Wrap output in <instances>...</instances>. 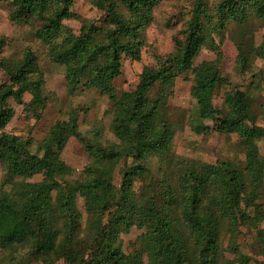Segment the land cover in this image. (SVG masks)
<instances>
[{
	"label": "trees",
	"instance_id": "trees-1",
	"mask_svg": "<svg viewBox=\"0 0 264 264\" xmlns=\"http://www.w3.org/2000/svg\"><path fill=\"white\" fill-rule=\"evenodd\" d=\"M160 1L95 0V6L104 11L105 25L85 24L79 35L63 24L65 19L78 17L70 10L72 0H14L12 19L32 18L40 23L36 36L49 47L50 58L64 66L70 95L96 88L112 101L113 131L119 143L89 144L97 161L114 164L121 156L145 159L167 152L172 125L161 113L165 105L162 95L151 94L158 87L167 91L182 73L193 69L198 80L192 95L201 118L216 121L217 132L237 134L247 142L250 182L256 185L263 177L264 158L258 147L248 142L261 138L263 130L248 124V106L239 92L228 95L227 114L220 116L213 99L225 78L217 61L193 66L203 49L218 51L215 32L221 35L231 22L243 27L253 17L264 19V0H223L212 14L208 0H199L183 36L174 39V51L158 57L156 67L146 66L134 90L118 95L113 81L122 72V55L141 59L145 29ZM124 7L127 14L122 11ZM243 46H238L239 62L246 68L249 53ZM250 52L264 58V41ZM6 68L12 84L0 86V162L15 182L55 172L62 162L60 151L69 138L81 136L77 115L71 114L63 127L56 124L51 128L40 144L42 155L32 153L29 140L4 129L12 118L8 99L21 102L26 92L33 94L35 102L41 98L43 79L30 81L33 74L40 73L38 60L28 49L22 61L9 63ZM180 168L176 185L163 182L164 193L148 186L152 193L144 200L137 198L134 188L139 179H154L147 165L131 167L123 174L120 186L103 177L98 165H91L82 180L45 176L41 182L29 183L19 202L1 194L0 248L29 246L46 264H222L221 231L225 221L235 232L240 218L255 224L263 218L259 211L255 216L248 215L247 209L255 205L254 198L238 169L226 162L197 164L185 171ZM79 198L85 201L86 226L94 231L93 241L84 251L78 250L76 241L82 228ZM134 226L143 230L140 245L127 253L121 235ZM262 232L259 234L264 237ZM248 261L241 255L242 264Z\"/></svg>",
	"mask_w": 264,
	"mask_h": 264
},
{
	"label": "rangeland",
	"instance_id": "rangeland-1",
	"mask_svg": "<svg viewBox=\"0 0 264 264\" xmlns=\"http://www.w3.org/2000/svg\"><path fill=\"white\" fill-rule=\"evenodd\" d=\"M14 0H0V86L11 85V75L6 66L9 63H19L25 57L28 49L35 54L40 73L33 74L30 81L43 79L41 98L35 102L33 94L26 92L21 102L15 98L8 99L12 110V118L5 127L6 133L16 135L23 140H29L32 153L42 152L40 144L47 138L51 128L63 122L71 114L78 118L81 136H71L64 149L60 151L61 164L55 172L38 174L13 181L9 171L0 162V195L20 201V195L29 183L41 182L45 176L55 178H71L82 180L85 169L91 165L101 168L103 177L111 180L117 186L122 182L123 174L137 165H147L153 170V180H137L135 194L137 198H149L148 186L164 193L165 181L177 184V177L183 171L197 164L221 165L228 163L238 169L243 181L254 198L255 205L247 209L242 203V209L248 215L255 216L259 211L260 222L239 219L236 231H230L225 221L221 231L222 264L227 261L232 264H242L241 255L249 258V264H264V171L263 177L256 185L250 182L246 143L237 134H222L217 132L216 121L201 118L197 102L192 95V88L197 84L194 70L185 71L174 84L162 91L161 87L153 90L152 96L162 95L165 105L161 113L169 119L172 125V140L167 152H158L145 159L121 156L117 163L104 164L96 160L89 144L110 146L118 144L113 131V105L110 98L99 89L80 90L70 95L67 90L64 66L54 62L49 56V47L36 36L40 23L30 18L15 21L12 19ZM95 0H72L70 10L78 17L65 19L66 29L79 35L83 25H105L104 11L98 9ZM199 0H161L154 7L152 22L145 29V46L142 48L141 59L133 60L125 54L121 60V74L113 84L117 94L134 90L140 81L142 70L146 66H157V58L169 55L174 51V39L182 37L187 22L192 18V11ZM223 0H208L213 13L215 6ZM217 8V7H216ZM127 14V11L122 8ZM219 45L218 51L203 49L194 60V68L204 61H217L225 78L224 84L218 86L214 95V105L220 116L228 111L229 94L241 93L248 106V124L263 130V136L248 143H254L258 152L264 158V58L250 52L264 41V19L253 17L242 27L240 23L231 22L221 35L214 33ZM243 44L247 54V67L239 62L240 50ZM17 87V86H15ZM165 96V97H163ZM207 128V129H204ZM1 132V131H0ZM63 133V132H61ZM182 164V165H179ZM180 169V170H179ZM160 196V195H159ZM78 207L82 213V228L77 233V248L84 251L93 241V230L86 226L88 213L85 201L78 199ZM143 230L134 226L128 234H122L124 249L127 253L136 250ZM264 236V235H262ZM0 264H46L43 258L29 246L0 248ZM54 264H64L59 261Z\"/></svg>",
	"mask_w": 264,
	"mask_h": 264
}]
</instances>
